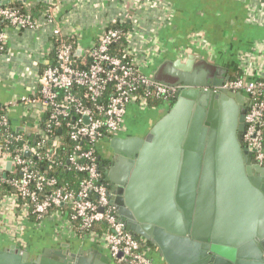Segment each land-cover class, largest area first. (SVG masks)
<instances>
[{
    "label": "built area",
    "instance_id": "obj_1",
    "mask_svg": "<svg viewBox=\"0 0 264 264\" xmlns=\"http://www.w3.org/2000/svg\"><path fill=\"white\" fill-rule=\"evenodd\" d=\"M144 1L129 18L124 14L109 18L97 44L81 50L80 55L75 35L55 29V63L46 65L38 78V89L17 102L25 110L20 123L12 121L11 105L0 106V184L9 188L0 196V229L23 227L21 223L31 221L32 216L37 219L33 224L38 225L55 220L66 236L105 247L118 264H154L146 242L132 236L118 219L108 183L96 165L95 148L81 146L84 141H102L107 147L114 138L128 136L126 118L130 109L155 110L162 115L169 109L170 97L183 89L156 82L145 72L146 59L157 54H148L147 47L159 37L154 30L140 26V16L142 11L159 6L152 4L157 0ZM259 1L264 5V0ZM159 4L168 13V5L163 1ZM152 22L148 16V23ZM125 23L132 26L127 31L113 28ZM56 24L52 8L35 19L16 8L0 7V51L10 28L38 30ZM122 39L123 49L113 53V46ZM240 70L242 76L230 79L223 87L249 100L243 143L256 163L264 167V64L253 67L243 63ZM155 100H162L157 108L151 105ZM61 127L75 143L66 167L84 174L76 190H68L57 179L38 171L29 159L54 162L62 142L56 138L48 145L47 133ZM26 133L39 137V141L33 143ZM27 151L29 158L25 156Z\"/></svg>",
    "mask_w": 264,
    "mask_h": 264
},
{
    "label": "water",
    "instance_id": "obj_2",
    "mask_svg": "<svg viewBox=\"0 0 264 264\" xmlns=\"http://www.w3.org/2000/svg\"><path fill=\"white\" fill-rule=\"evenodd\" d=\"M39 2L54 5L53 0ZM224 73L192 57L164 62L152 79L182 87L176 103L145 137H117L106 147L123 173L117 180L105 172L118 219L165 264H264V186L252 177L254 171L264 175V167L244 146L246 123L238 127V105L246 97L223 87L231 79ZM213 74L218 78L208 80ZM0 264L89 261L51 250L34 260L20 246H11L0 250Z\"/></svg>",
    "mask_w": 264,
    "mask_h": 264
},
{
    "label": "crops",
    "instance_id": "obj_3",
    "mask_svg": "<svg viewBox=\"0 0 264 264\" xmlns=\"http://www.w3.org/2000/svg\"><path fill=\"white\" fill-rule=\"evenodd\" d=\"M162 1L168 5V13L159 4ZM144 2L53 0L54 5L39 0L15 2L24 5L29 13L36 11L37 19L52 8L57 24L38 30H8V39L0 51V106L11 105L12 121L20 123L25 110L17 102L38 89V78L46 65L55 63L52 37L55 29L59 27L64 34L75 35L78 51H86L97 44L109 18L123 14L129 18L135 7L140 8ZM152 4L159 9L144 10L140 16V26L154 30L159 37L147 47L148 54L157 53L146 59L147 75L152 76L166 61L187 62L191 57L195 63L206 61L224 69L227 72L224 77L230 75L231 79L238 75L243 63H250L253 67L264 64V5L259 0H157ZM148 16L149 21L153 19L152 23H148ZM155 117H160L155 110L130 109L126 118L128 132L136 131L142 123ZM105 151L108 155L110 150L106 148ZM21 225L23 227L11 225L0 229V250L20 246L32 258L51 250L64 252L68 257L71 253L77 254L89 264H107L103 257L110 259L111 264H118L105 247L66 236L58 229L55 220H46L40 225L26 221ZM148 248L154 264H165L159 252L150 245Z\"/></svg>",
    "mask_w": 264,
    "mask_h": 264
},
{
    "label": "trees",
    "instance_id": "obj_4",
    "mask_svg": "<svg viewBox=\"0 0 264 264\" xmlns=\"http://www.w3.org/2000/svg\"><path fill=\"white\" fill-rule=\"evenodd\" d=\"M0 7H3L0 4ZM8 7H12V8H16L18 10H20L23 13H29L26 8L24 7V5L19 4V3H14L11 5H8ZM32 17L36 19V11H34L33 13L30 12ZM29 13V14H30ZM113 28H117V29H121L122 31H127L130 29V24L125 23L122 25H114ZM125 45V41L124 39H122L121 41H119L118 43H116L113 48H112V52L113 53H118L120 52L123 47ZM56 55L57 52L55 50V60H56ZM238 75H236L235 77H240L242 76V71L239 70V72L237 73ZM234 77V78H235ZM232 78V79H234ZM103 97V96H102ZM177 101V96L176 95H172L170 97V105H169V110L172 108V106L176 103ZM162 104V100H155L151 102V105L154 108H157L158 106H160ZM47 136L49 138L48 141V145H51L53 143L54 139H58L59 141L62 142V146L59 150V155L58 158L55 159L54 162L51 161H40L37 158L34 157H30L27 156V158H29L30 160H33L36 164V167L38 169V171L42 172V173H46L48 175V177L50 178H55L58 180V182L66 187L68 190H76L79 187V184L81 182V180L84 178V174L82 173H78L75 171H70L67 169V164H68V160L70 155L73 153V148L75 147V143H73L68 135H67V130L65 129V127H61L60 129H53L50 130L47 133ZM26 138L30 139L33 143L39 141L38 138L36 136L30 135L29 133H26ZM102 145V146H101ZM84 149H89V148H95L96 150V156H97V161H96V165L99 169V172L102 175V179L103 181L105 180V172H106V166H107V159H106V143L101 141V144L99 143H89L88 141H84L82 142L81 145ZM17 147V145L15 146ZM8 187H6L4 184H0V196L2 194V192H6L8 191ZM30 220L32 222H36L37 219L35 216H32L30 218ZM100 231V229L98 230V232Z\"/></svg>",
    "mask_w": 264,
    "mask_h": 264
},
{
    "label": "flooded vegetation",
    "instance_id": "obj_5",
    "mask_svg": "<svg viewBox=\"0 0 264 264\" xmlns=\"http://www.w3.org/2000/svg\"><path fill=\"white\" fill-rule=\"evenodd\" d=\"M214 76H216L215 74H213L212 76H210V78H208V80H213ZM167 112V111H166ZM249 112V101L246 98V101H244L243 103L238 105V109H237V120H238V127L240 128L241 126L244 125L245 127V120L244 122H241L242 118H246L247 113ZM158 118H152L151 121H149L148 123H144L142 125H140V127H138V129L136 131H132L129 133L128 136H138V137H145L148 132L150 131V127L151 125L155 124L157 122ZM146 125V126H145ZM110 150V149H109ZM113 157L114 154L112 153V151L108 152V155L106 156L107 159V166H106V171H110V175L112 174L113 178L119 180L122 179L123 177V173H122V169L120 170V168H118L117 166H114L113 163ZM252 177L256 180L259 181L261 186H264V175L258 171H254L252 173ZM109 185V184H108ZM109 187V186H108ZM125 188V187H124ZM110 191V195H112L113 197V193H112V188H109ZM6 249V248H4ZM3 250V249H2ZM45 252V251H44ZM44 252H42L41 254L37 255L34 257V260H37L38 258H40ZM55 251H51V254H53ZM72 254V253H71ZM53 257V255H50Z\"/></svg>",
    "mask_w": 264,
    "mask_h": 264
},
{
    "label": "rangeland",
    "instance_id": "obj_6",
    "mask_svg": "<svg viewBox=\"0 0 264 264\" xmlns=\"http://www.w3.org/2000/svg\"><path fill=\"white\" fill-rule=\"evenodd\" d=\"M144 123H146V122H144ZM144 123H142V124H144ZM146 126V125H145ZM131 132H132V130H131Z\"/></svg>",
    "mask_w": 264,
    "mask_h": 264
}]
</instances>
